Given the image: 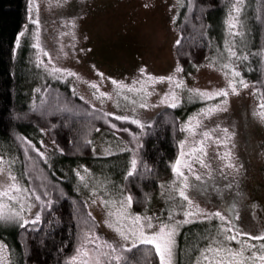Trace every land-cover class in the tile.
I'll return each mask as SVG.
<instances>
[{"label": "rangeland", "instance_id": "obj_1", "mask_svg": "<svg viewBox=\"0 0 264 264\" xmlns=\"http://www.w3.org/2000/svg\"><path fill=\"white\" fill-rule=\"evenodd\" d=\"M184 2L185 0H26L25 20L19 33L20 43L15 47L19 58L16 59L14 71L19 77L23 71H28L24 80L20 81L22 88L27 89L31 85V79L34 81L35 78L40 81L41 86L66 83L72 92L74 88L75 94L83 97L90 106L104 113H114L111 115L113 118L132 115L140 119L144 126L150 124L161 110L172 108L163 104L161 97L165 92L175 91L180 100L176 108L183 117L180 142L184 141V144L183 149L179 144L178 156L181 150L187 154L191 149H197V153L190 159L180 157L181 171L187 177L189 185L185 192L192 200V206L179 196L182 177L172 172L168 180L159 184L158 191L146 207L135 210L132 204L129 212L142 216L152 215L164 223L184 221L185 211L194 213L188 217L189 222L178 226L172 264L178 263L177 245L183 229L187 232V226L203 222L216 225L217 220L223 225V230L220 245L214 249L231 248L237 252L243 250L242 257L212 251L213 253L206 254L208 259L204 255L199 264H218L221 260L224 264H228L230 260L232 264H264L259 260V255H264V248L261 247L264 239H252L264 236V107L261 106L264 104L258 96L255 83L248 75L251 54L248 16L242 0H233L227 14L221 19L222 26L212 23L214 41L212 40L210 55L192 67L184 68L176 48V41L180 39L177 18ZM233 5L240 6L239 13L233 9ZM229 16L233 18V27H229ZM37 20L39 24L35 23ZM37 43L39 47H35ZM25 49L30 50L29 60L26 59L29 64L23 61ZM229 49L236 55L233 56ZM178 63L183 67V71L177 74L183 78V86L170 88L167 80L141 83L147 81V74H174ZM225 64L229 67L225 68ZM141 68L145 69V73L140 72ZM53 69H67L74 75L68 76L67 82L61 81L58 77L67 73H53ZM234 69L241 75L234 76ZM113 78L126 87L113 84ZM240 79H244L248 86L240 87ZM231 80L237 81L238 93H233L228 87ZM35 86L39 89V83L34 84L32 91L36 89ZM192 88L208 92L227 88L229 95L226 98L201 100L196 94L189 93L188 89ZM223 99L227 100L222 105L224 110L213 112L210 116L201 114L196 117L200 124L194 131L183 130L189 115H195L201 108ZM143 103L150 107H141ZM196 119L192 121L194 125ZM124 123L128 129L130 125H134L135 130L140 127L129 121H120L117 129L99 131L91 142V155L97 159V164L80 163L77 166H82L81 168L72 166L73 172L76 174L79 171L83 180L74 176L68 181L72 191L82 197L87 212L94 220L96 231L93 232L116 243V253L106 247L102 249L109 253L102 257L104 261L106 258L115 259L117 255L121 258L124 249L120 246L134 243L132 240L124 241L114 227L105 223L106 220L110 223L115 221L121 209V200L128 195L118 178L127 175L137 149L131 135L133 131L125 132L121 127ZM205 132L210 135L204 137ZM202 139L205 148L203 155L198 151ZM35 140L37 143L31 141L36 148L50 154L47 160L38 152L35 156L46 164L48 170L55 172L57 181H64L69 177L63 179V176L56 174L57 170L68 172L61 166L57 157L58 148L47 134H42ZM29 146L28 152L33 150ZM121 148L123 151L119 150ZM53 152L55 154L51 155ZM26 158L30 162L33 160L30 155ZM200 159H204L205 164L202 165ZM185 163L191 164V168L186 167ZM42 174L43 172L40 173ZM28 181L29 177L22 171L19 154L9 145H0V193H7L0 195V264H16L10 233L19 225L5 218L21 213L31 220L33 214L40 211L35 195L30 194L33 189ZM13 182L21 186L20 192L15 189L9 191ZM211 183L216 185L211 189L235 196V200H229L230 214L212 205L206 197L203 189L205 186L208 188ZM29 204L35 206L29 209ZM197 205L212 213L220 210L226 219L221 221L214 215L210 220L201 219L200 216L206 213L197 214ZM230 220L236 223L241 232L250 233L251 236L232 231ZM120 226L126 232L137 227L127 219ZM82 227L77 245L81 247V255L74 264H84L85 261L95 264L98 245L84 243L83 236L89 228ZM233 235L237 237L235 241L226 239ZM137 245L139 244L135 246ZM150 246L154 248L153 245ZM85 250L88 255H83ZM254 252L257 256H253ZM155 257L154 264H160L159 257Z\"/></svg>", "mask_w": 264, "mask_h": 264}, {"label": "trees", "instance_id": "obj_2", "mask_svg": "<svg viewBox=\"0 0 264 264\" xmlns=\"http://www.w3.org/2000/svg\"><path fill=\"white\" fill-rule=\"evenodd\" d=\"M232 1L185 0L177 18L180 43L176 45L184 68L192 67L210 55L214 41L212 23L221 25ZM242 3L248 16L251 44L248 75L264 104V0H242ZM25 15L26 0H0V145L15 149L22 171L29 177L30 188L42 199H46L43 193L48 191L50 197L47 198L53 200V206L41 211V221L34 227L13 228L10 242L16 264H74L70 257L75 255L82 226L96 231V225L84 200L72 191L68 181L77 176L73 171L78 164H97V159L91 155L93 137L101 130H113L111 124L118 126L120 121L73 95L66 83L41 86L35 78L34 81L31 79L27 89L21 87L20 81L28 71H23L20 77L15 73L18 54L13 50ZM28 57L30 50L25 49V63H28ZM38 83L39 89L35 86L32 91L34 84ZM182 119L177 108H165L142 128L135 130L134 125H130L129 129L136 133L137 167L132 176L119 177L118 181L127 194L131 192L133 195L135 210L146 207L159 184L170 178L171 165L179 152ZM121 127L125 129L126 123ZM42 134H47L58 148L57 157L68 174L60 170L56 174L63 179L69 176L64 181H57L55 172L48 170L46 164L35 156L37 151L28 152L27 138L37 143L35 138ZM29 155L32 162L26 158ZM212 186L216 185L211 183L208 188L204 187L206 197L212 205L230 214L229 200H235V196L217 192L211 189ZM221 225L217 220L216 225L203 222L187 226V232L183 229L177 245V264L202 263L203 250L220 245ZM121 253L119 261L106 258L105 264H154L157 256L154 248L146 244Z\"/></svg>", "mask_w": 264, "mask_h": 264}, {"label": "snow or ice", "instance_id": "obj_3", "mask_svg": "<svg viewBox=\"0 0 264 264\" xmlns=\"http://www.w3.org/2000/svg\"><path fill=\"white\" fill-rule=\"evenodd\" d=\"M30 2H31V0H30ZM233 9L237 13L240 12V6L239 5H233ZM30 18H31V12H30ZM35 23L39 24V21L37 20V21H35ZM228 24H229V27L234 26V21H233V18L231 16H229ZM20 35L21 34L17 35V39H16V45L17 46H19V43H20ZM37 39H38V37H37ZM176 43L179 44L180 41L177 40ZM35 47H39V44L37 43L35 45ZM13 51L15 53V48ZM229 51L231 52V54L233 56L236 55V53L232 52L231 49H229ZM224 67L227 68V67H229V65L225 64ZM182 71H183V67L181 64L178 63L175 70H174V74H170L168 76H153L151 74H147L148 75L147 81H141V83H153L156 81L162 82V81L167 80L169 82L170 88H179V87L184 85L183 78L177 75V74L181 73ZM55 72L67 73V75L62 74L58 77L59 80L65 81V82H67L68 76L74 75V73L68 71L67 69H53V73H55ZM140 72L145 73V69L141 68ZM233 75L234 76H240L241 74L234 69ZM54 78H56V77H54ZM112 83L117 84L120 87H126V85H124L121 81H117L114 78L112 79ZM238 83H239L240 87H247L248 86L247 82L244 79H240ZM93 87H96V86L93 85ZM228 87L231 88V91L233 93H238L236 80L229 81ZM188 91H189V93L196 94L198 96V98H200L201 100H208V99H212L213 97H224V98H226L229 95V91L227 88H219V89H215L211 92H208L207 90H201L198 88L188 89ZM72 94L75 95V89L74 88H73ZM80 99L83 100L84 98L80 97ZM161 102L163 104L168 105L169 107H172V108H176L180 104V100H179L175 91L165 92L164 95L161 97ZM226 103H227V100L223 99L219 103H214L208 107L201 108L199 110V112L195 115H189L187 117V121L183 125V130L194 131L195 128L198 127L200 124V121L198 119H196L197 116H199L201 114H203L204 116H210L213 112L222 111V110H224L222 108V105L226 104ZM261 106L264 107V105H261ZM141 107L148 108V107H150V105L147 103H143V104H141ZM105 115L111 116V115H114V113H106ZM116 119L120 120V121H129L130 123L138 125L141 128L144 126L140 119H137L132 115H118V116H116ZM194 119H196L195 125L192 123V121ZM117 127L118 126L115 123L111 124V128L116 129ZM124 131L125 132H131V130L128 128H125ZM225 131H227V130H225ZM131 135L133 137V140H136V133L131 132ZM209 135L210 134L208 132H205L203 134L204 137H208ZM26 144L31 145V147L35 151H37L41 157H44L47 160L48 156L50 155L49 153H46L44 151H40V149L36 148L35 144H33L31 140H26ZM41 144H43V141H41ZM180 144H181V149H183L184 141H181ZM27 150L28 149L26 148L25 152H27ZM119 150L123 151L122 148ZM60 151H61V153H63L64 150L61 148ZM133 151H134V149H133ZM198 151L200 152L201 155H203L205 153V148L203 146V139L200 141V147H199ZM196 153H197L196 148L191 149L190 152L187 154L183 150H181L180 155L176 158L175 162L172 163V165H171V171L174 174H176L178 177H182L181 187L179 189V196L182 197L185 201H188V204L190 207L192 206V200L190 199L189 195H187L185 192V189L189 185L187 183V177L184 176V173L181 171V159H180V157H188L190 159L191 156L195 155ZM54 154H55L54 152L51 153V155H54ZM200 163L202 165L205 164V160L200 159ZM185 166L188 168H191V164L185 163ZM136 167H137V160L135 158H133L131 160V167H130L127 175L132 176L134 171L136 170ZM85 170H87L86 167H85ZM76 175L81 180H83V177L81 176L79 171L76 172ZM197 179H199V177H197ZM13 181H15V177H13ZM13 189H15L16 192H20L22 190L21 186L15 182H13L10 185L9 191H11ZM23 190L27 191V189H23ZM6 194L7 193H0V195H6ZM30 194L35 195V200L39 202V208H40V211H36L33 214V217L31 218V220L28 218H25L23 215H21V213H16L15 216L5 218L6 220H12L15 223H18L19 227L22 230L25 228L26 225H31L34 227L38 222L41 221V211L44 210L45 208L50 209L53 206V200L51 198H47V197H50V193L48 191H45L43 193V197H45L46 199H42V196L40 194H36L35 190H32V192ZM61 195H67V194L61 193ZM121 195H122V193H121ZM10 199H15V197H10ZM133 200H134V197L131 194V192H129L128 195L126 197H123L121 200V209H120L119 214L116 216L115 221L110 223L108 220H106L105 223L110 224L111 227H114L115 231L119 234V236L124 241H128V240L134 241V243L132 245H129V244L121 245L120 247L123 248L124 250L130 252L132 250V248L135 247L136 244L153 245L155 248V253L159 257L160 264H172L173 249H174L175 244H176L175 236H176V233L178 231V226L181 223L189 222L188 217L194 215V213H192L190 211H185L184 212V216H185L184 221H175L174 223H164V222L156 220V218L152 215L142 216L139 213L131 214L129 212V209L132 207ZM102 203L107 204L108 201H102ZM34 206L35 205H33V204H29V209H31ZM196 209H197V214L198 213H206L205 215L200 216L201 219L210 220L213 215L216 217H219V219L221 221H224L226 219V217L224 215H222L220 210H217L214 213H212V212H208L206 209L200 208L198 205L196 206ZM21 212H23V204L21 205ZM109 215H112V214L110 213ZM169 216L171 219V214H169ZM125 219L132 221L137 227L130 229L128 232L124 231L123 228L120 226V224ZM229 225H230L232 231L237 232L241 235L251 236L250 233L241 232L240 228L236 225V223L234 221L230 220ZM222 228H223V225H221V229ZM226 239L236 240L237 237L235 235H233V236L226 237ZM252 239H264V236L252 237ZM83 241H84V243H92V244L98 245V247L95 250V253H96L95 264H105V261L102 260V257L108 256L109 253L102 251L103 248L106 247L107 249H110L112 253L117 252V247H116L115 242H109V241L103 239L102 237L99 236L98 233H94L92 228H89L88 231L86 233H84ZM252 247H254V246H252ZM261 247L264 248V245H261ZM212 251H215L217 253H225L226 252V255L232 256V257H236V256L242 257V252H243V250H241L239 252L233 251L231 248H228L227 250H225L224 248H216V249L209 248V249L203 250L202 254L205 255V259H208V256L206 255V253L212 252ZM80 255H81V247L78 246L76 249V254L71 256L70 259L72 261H75V260H77V258ZM83 255H88V252L85 250L83 252ZM253 256H257V253L254 252ZM115 259L117 261H119L120 257L117 255L115 257ZM259 260L261 262H264V255H259ZM84 264H88V262L85 261ZM218 264H224V261L223 260L218 261ZM228 264H232V261L231 260L228 261Z\"/></svg>", "mask_w": 264, "mask_h": 264}]
</instances>
